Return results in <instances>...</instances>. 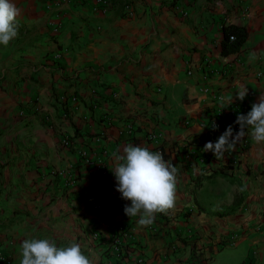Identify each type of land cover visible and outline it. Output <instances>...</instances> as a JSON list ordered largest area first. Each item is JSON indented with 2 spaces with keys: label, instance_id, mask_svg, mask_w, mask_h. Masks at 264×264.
Here are the masks:
<instances>
[{
  "label": "crops",
  "instance_id": "crops-1",
  "mask_svg": "<svg viewBox=\"0 0 264 264\" xmlns=\"http://www.w3.org/2000/svg\"><path fill=\"white\" fill-rule=\"evenodd\" d=\"M14 2L18 35L0 45V250L11 264L33 237L76 241L103 264L120 223L134 229L122 264H264V143L246 134L219 160L203 151L223 133L210 110L230 99L249 112L264 94V0H114L106 11L93 0ZM229 23L247 37L222 54ZM150 133L178 170L176 200L141 225L111 168L125 145L152 149Z\"/></svg>",
  "mask_w": 264,
  "mask_h": 264
},
{
  "label": "clouds",
  "instance_id": "clouds-1",
  "mask_svg": "<svg viewBox=\"0 0 264 264\" xmlns=\"http://www.w3.org/2000/svg\"><path fill=\"white\" fill-rule=\"evenodd\" d=\"M20 9L14 0H0V45L8 46L18 35L16 19ZM257 53L249 54L254 62ZM248 87L239 85L235 99L243 101ZM233 102V101H232ZM240 130L234 134L232 125L218 137L207 142L203 151L212 152L217 160L225 153L235 150L236 144L250 134L256 144L264 143V94L251 106L247 114H239L235 121ZM213 130L218 125H212ZM246 129L249 130L246 133ZM111 168L121 198L131 201L124 212L129 217L140 216L141 225H149L155 214L166 213L175 206L177 188V168L165 161L163 155L146 146L128 144L114 153ZM20 264H95L93 258L85 254L80 243L72 241L66 246H58L47 238H26L20 246Z\"/></svg>",
  "mask_w": 264,
  "mask_h": 264
},
{
  "label": "built area",
  "instance_id": "built-area-1",
  "mask_svg": "<svg viewBox=\"0 0 264 264\" xmlns=\"http://www.w3.org/2000/svg\"><path fill=\"white\" fill-rule=\"evenodd\" d=\"M114 0H93V4L91 6L92 11H106L108 8L112 7ZM64 3H71L74 4V0H49L47 4V8L51 7H59ZM133 11L128 7L127 8V14L132 15ZM54 31L58 30V25L54 26ZM233 38V37H231ZM260 75H264V71L260 73ZM217 99L224 100L221 96L217 95ZM225 107L224 108H217L213 110L214 113L213 116L209 117V124L212 126L213 124L218 125V130L225 131L229 125H232L234 133L238 132L240 130V126L235 123L237 116L239 114H247L248 109L236 102H232L230 99H225ZM20 115H22V111L20 112ZM128 131H131L132 125L128 124ZM148 140L150 142H153L154 144V152H159L163 154V149L161 147V143L159 142V138L155 134H148L147 136ZM60 144L65 147H71L73 145L72 140L66 136L65 134H62L60 138ZM79 156L82 159V162L87 165H92L94 161L92 160L90 153L88 152V149L85 147L79 148ZM102 159L98 160L97 165L100 166L102 164ZM66 182L68 184H73V179L71 177H68ZM117 194L113 190L108 191L107 193V199L112 200L116 198ZM87 204L93 209L98 210L102 208L103 204L99 200H93L88 199ZM133 228H131L130 225H126L125 223H120L116 227V232L112 236L110 244L107 248L108 255L105 256L103 259V264H122L123 260L127 256L128 252V239L132 237ZM98 232H95L93 235V238H97ZM0 263L2 264H11V260L8 257V255L4 254L0 250Z\"/></svg>",
  "mask_w": 264,
  "mask_h": 264
},
{
  "label": "trees",
  "instance_id": "trees-1",
  "mask_svg": "<svg viewBox=\"0 0 264 264\" xmlns=\"http://www.w3.org/2000/svg\"><path fill=\"white\" fill-rule=\"evenodd\" d=\"M223 30V38L221 40V53L222 54H229L233 52H237L241 49L244 41L247 37V30L242 25L237 24H223L222 25ZM233 37V38H231ZM209 112H213L210 110ZM214 113L209 114V117L213 116ZM162 147V145H161ZM155 147H153L151 150L154 151ZM163 149V147H162ZM163 157H165L164 149H163ZM199 177L196 179V186L198 185ZM237 203V197L234 199V205ZM108 253L106 252V256Z\"/></svg>",
  "mask_w": 264,
  "mask_h": 264
}]
</instances>
